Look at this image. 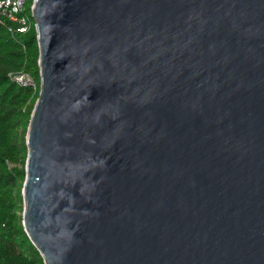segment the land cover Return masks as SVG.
Here are the masks:
<instances>
[{"label": "water", "instance_id": "obj_1", "mask_svg": "<svg viewBox=\"0 0 264 264\" xmlns=\"http://www.w3.org/2000/svg\"><path fill=\"white\" fill-rule=\"evenodd\" d=\"M23 228L45 264H264V0H34Z\"/></svg>", "mask_w": 264, "mask_h": 264}, {"label": "trees", "instance_id": "obj_2", "mask_svg": "<svg viewBox=\"0 0 264 264\" xmlns=\"http://www.w3.org/2000/svg\"><path fill=\"white\" fill-rule=\"evenodd\" d=\"M27 0L20 22L0 18V264H45L31 243L22 220V189L27 159L26 135L40 92L39 47ZM26 76L34 85H24Z\"/></svg>", "mask_w": 264, "mask_h": 264}, {"label": "built area", "instance_id": "obj_3", "mask_svg": "<svg viewBox=\"0 0 264 264\" xmlns=\"http://www.w3.org/2000/svg\"><path fill=\"white\" fill-rule=\"evenodd\" d=\"M26 2L27 0H0V18L9 19L14 22H20L23 25L19 29L20 32H25L27 30V19L23 16L19 17V14L25 9ZM27 78L29 77L21 76L19 80L17 77V81L23 83L24 85H29Z\"/></svg>", "mask_w": 264, "mask_h": 264}, {"label": "rangeland", "instance_id": "obj_4", "mask_svg": "<svg viewBox=\"0 0 264 264\" xmlns=\"http://www.w3.org/2000/svg\"><path fill=\"white\" fill-rule=\"evenodd\" d=\"M18 78H19V80H20L21 76H19ZM21 80H22V79H21ZM25 80H26V79H25ZM27 82H28L29 85H34V81H33L31 78H27ZM21 213H22V212H21Z\"/></svg>", "mask_w": 264, "mask_h": 264}]
</instances>
